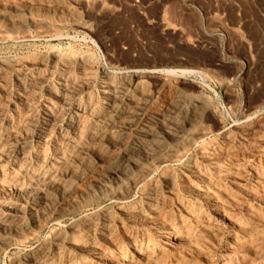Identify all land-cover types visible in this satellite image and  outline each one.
Masks as SVG:
<instances>
[{"label":"rangeland","instance_id":"obj_1","mask_svg":"<svg viewBox=\"0 0 264 264\" xmlns=\"http://www.w3.org/2000/svg\"><path fill=\"white\" fill-rule=\"evenodd\" d=\"M0 29V64L3 68L0 72L3 77H0V144L6 148L4 159L0 160V217L13 220L12 223L17 220L14 224L22 226L18 228L20 231L17 228L15 231L13 228H5L3 232L0 230V238L4 237L8 242V246L0 251V264H31L30 260L38 249L39 252L43 251L40 254L44 255L45 261H51L57 256L55 264H65L66 258H69L70 264H111L112 261H105L110 259L108 255L111 254L112 260L120 259L124 254L128 257L136 253V247L144 241L167 249L164 255L166 264L177 261H183V264L228 263L225 259L228 258L226 254L231 246L230 241L239 233V227H235L233 222L244 223L251 217V213L264 221V198L261 195V185L264 184V0H0ZM6 63L8 65H4ZM121 78L131 81L124 93H119L116 87ZM63 85L72 86L76 92L74 104L67 107L70 115H74L79 107V110L89 108V116H83L85 120L80 118L83 120L76 132L66 135L61 132L43 139L38 138L43 114L59 108L57 97ZM114 96L116 105L121 103L122 107L128 109L134 106L130 108L132 114L137 109V101L138 107L143 110V119L139 126L127 132L126 138L123 136V139H119L120 143L110 151L93 144L90 138L94 130L97 132L104 127L103 114L106 107L114 101ZM192 110H195L200 119L195 116L196 122L190 133L199 134L200 138L192 141L193 143L190 141L191 143L180 144L182 147L177 157L168 161L164 168L152 166L153 173L144 178L136 190L123 188L116 191L117 188L108 185L109 189L106 187L104 190L88 191L87 183H80L72 202L68 201L66 206L63 205L65 208L62 205L57 207L52 211L51 217L47 216L48 210L36 207L31 195L37 191H47V197L55 201V191L48 188L45 176L50 174L48 171L53 170L54 173L51 174L54 177H61L60 174L63 175L64 170L67 171L72 164L76 147L81 145L86 150H102L99 153L103 156L100 169L106 171L120 161L134 139H139L140 135L142 138L144 125L156 127V130L161 126L165 130L160 132V128L158 133L161 137L158 135L159 137L149 140L148 144L151 141H154L151 142L152 145H157L159 141L160 144H169L168 139L175 131L174 127L183 123V118L178 117L177 113L184 114ZM129 115L124 119L125 122L131 119ZM159 115L162 116V124L156 123ZM247 118L253 119V123L255 120V123L259 121L262 124L260 138L254 140L247 137L242 141L237 136L235 143H231L229 152L225 154L229 144L223 138V133L232 131L236 123ZM93 124H98V128ZM115 125L106 129V137L110 140V134L111 141L118 140L121 123ZM166 132L169 136L165 137L164 134L168 135ZM82 133L85 136L80 139ZM60 138L62 139L59 140ZM20 148L26 153L24 161L20 159ZM202 155L207 160L202 159ZM211 158H217L221 166L218 165L219 168L207 173V176L203 171ZM64 160L68 161H65L67 164L71 163L63 164ZM93 162L90 161L89 165L94 164ZM192 162L196 163L194 172L188 171ZM144 167L151 166L146 163ZM248 167L253 172L248 171ZM80 169L77 168L76 175L73 172L72 178L66 182L67 186L70 182L78 183L86 175L87 172ZM218 169H221L220 173H215L219 172ZM43 173L46 174L43 176ZM166 179L171 181L172 188L165 186ZM212 182L215 183L211 184ZM29 188L30 191H27ZM106 189L111 190L108 191L110 195L106 193ZM114 192L115 195H112ZM118 193L122 198H119ZM145 197L151 198V214L142 218V222L127 219L122 208L131 202L145 208ZM183 204L193 206V209L195 207L203 219L208 217L215 221L219 232L211 233L203 221H193L182 209ZM165 225L174 227L177 236L163 237L159 234V229H167ZM188 232L194 233H190V236ZM133 235L134 241L131 238ZM110 236L112 237L108 238ZM183 239L187 243L189 241V244L184 245L186 241L184 243ZM81 243L86 249L94 246L93 251H82L78 246ZM188 245L190 250L192 245L203 255L198 254L196 248H193V252L190 251ZM115 250L117 254L120 252L117 258L113 256ZM102 254L106 256L102 257ZM237 255L235 252L229 264L246 263L248 257ZM175 256L181 259L177 260ZM259 263L264 264V256Z\"/></svg>","mask_w":264,"mask_h":264},{"label":"bare ground","instance_id":"obj_2","mask_svg":"<svg viewBox=\"0 0 264 264\" xmlns=\"http://www.w3.org/2000/svg\"><path fill=\"white\" fill-rule=\"evenodd\" d=\"M12 2V1H11ZM19 2V1H18ZM23 2H25V1H23ZM11 4V3H10ZM22 5V4H21ZM25 5V4H24ZM36 6H38L37 8H39V5H36ZM15 7V6H14ZM28 7V6H27ZM43 7V6H42ZM51 7V6H50ZM55 7V6H54ZM3 8V7H2ZM1 8V9H2ZM45 8H47V7H45ZM32 9V8H31ZM27 12V11H26ZM28 13V12H27ZM42 13V12H41ZM46 13V12H45ZM23 14H24V12H23ZM44 14V13H43ZM34 15V14H33ZM42 15V14H41ZM30 16V15H29ZM7 17V16H6ZM36 17V16H35ZM59 17V16H58ZM57 17V18H58ZM60 18V17H59ZM62 18V17H61ZM60 18V19H61ZM30 19V18H29ZM35 19V18H34ZM46 19V18H45ZM52 19V18H51ZM38 20V19H37ZM47 20V19H46ZM55 20V19H54ZM32 21V20H31ZM45 21V20H44ZM17 22V21H16ZM22 22V21H21ZM41 22V21H40ZM15 23V22H14ZM33 23V22H32ZM65 23V22H64ZM8 24V23H7ZM39 24V23H38ZM28 25V24H27ZM47 25V24H46ZM45 25V26H46ZM2 26V25H1ZM23 26V25H22ZM37 26V25H36ZM21 29V28H20ZM1 30V29H0ZM3 30V29H2ZM9 30V29H8ZM7 30V31H8ZM36 30H38V29H36ZM6 31V32H7ZM26 31V30H25ZM4 32V31H3ZM11 32H13V31H11ZM37 33V32H36ZM10 34V33H9ZM12 34V33H11ZM27 34V33H26ZM8 35V34H7ZM6 35V36H7ZM1 36V35H0ZM4 36V35H3ZM5 36V37H6ZM9 36V35H8ZM7 36V37H8ZM10 36H12V35H10ZM22 37V36H21ZM25 37V36H24ZM23 37V38H24ZM54 38H56V37H54ZM58 38V37H57ZM8 40V39H7ZM57 50V49H56ZM55 51V50H54ZM57 52H59V51H57ZM53 53V52H52ZM55 54V53H54ZM56 55V54H55ZM52 56V55H51ZM44 57V56H43ZM54 58V57H53ZM81 58V57H80ZM84 58V57H83ZM90 61V60H89ZM24 62V61H23ZM11 63V62H10ZM40 63V62H39ZM111 63V62H110ZM3 64V63H2ZM45 64V63H44ZM52 64V63H51ZM1 65V64H0ZM4 65H8L7 63L6 64H4ZM14 65V64H13ZM54 65V64H53ZM84 65V64H83ZM90 65V64H89ZM15 66V65H14ZM27 66V65H26ZM31 66V65H30ZM41 66V65H40ZM43 66V65H42ZM92 66V65H91ZM2 67V65L0 66V72H2L1 71V69L3 70V68H1ZM12 67V66H11ZM90 67V66H89ZM14 69V68H13ZM23 69V68H22ZM91 69H92V67H91ZM7 70V69H6ZM8 70H10V69H8ZM78 71V70H77ZM10 72H11V70H10ZM67 72V71H66ZM170 72V71H169ZM186 72V71H185ZM9 73V72H8ZM24 73V72H23ZM92 73V72H91ZM94 73V72H93ZM189 73H193V72H189ZM1 74V73H0ZM6 74V73H5ZM39 74V73H38ZM83 74V73H82ZM2 75H4L3 73H2ZM56 75V74H55ZM5 76V75H4ZM46 76V75H45ZM0 77H2V76H0ZM7 77V76H6ZM3 78V77H2ZM28 78V77H27ZM94 79V78H93ZM0 80H1V78H0ZM7 80V79H6ZM129 80V79H128ZM127 79H124V78H121L120 80H119V83L117 84V91L119 92V93H124L128 88H129V86L131 85V81H128ZM2 81H3V79H2ZM140 81V80H139ZM20 82V81H19ZM77 83V82H76ZM104 83V82H103ZM152 83V82H151ZM158 84V83H157ZM166 84V83H165ZM169 84V83H168ZM71 85H72V83H71ZM92 85V84H91ZM110 85V84H109ZM134 85V84H133ZM146 85V84H145ZM144 85V86H145ZM75 86V85H74ZM148 86V85H147ZM97 87V86H96ZM111 87H113V86H111ZM18 88V87H17ZM37 88V87H36ZM80 88V87H79ZM114 88V87H113ZM140 88V87H139ZM60 89V88H59ZM86 89V88H85ZM111 89V88H110ZM111 90H113V89H111ZM154 90V89H153ZM22 91V90H21ZM77 91V90H76ZM81 91V90H80ZM148 91V90H147ZM178 91V90H177ZM4 92V91H3ZM77 92H79V91H77ZM111 92V91H110ZM15 93V92H14ZM75 90H73V87L71 86V87H68V86H66V85H63L62 86V90H61V92L59 93V95H58V100H59V108H58V110H56V111H52V112H47V113H45V114H43V116H42V118H41V130H40V134H39V136H38V138L40 137V138H45V137H49L50 135H53V134H57V133H61V132H65L64 134L66 135V133H69V132H76L77 130H78V127H81V125H80V123L82 122L81 120H83L84 119V117H85V115L87 114V113H89L88 112V110H89V108H88V110H87V108H83V110H79L78 108H76V110H75V113H74V115H70V113H69V111H68V108L67 107H69V106H71V104L73 103V101H74V97H75ZM113 93V92H112ZM117 93V92H116ZM177 93V92H176ZM32 94V93H31ZM118 94V93H117ZM116 94V95H117ZM9 95V94H8ZM108 95V94H107ZM113 95V94H112ZM121 95V94H120ZM119 95V96H120ZM139 95V94H138ZM25 96V95H24ZM90 97V96H89ZM112 97V96H111ZM118 97V96H117ZM9 98V97H8ZM153 98V97H152ZM2 99H4V98H2ZM20 99V98H19ZM33 99V98H32ZM88 99V98H87ZM97 99V98H96ZM108 99V98H107ZM115 96H114V101H112V103H110L109 105H108V107H106V110H105V112H104V120H105V125H104V127L103 128H100L99 130H97V132L94 130V132H93V136H92V138H90L89 137V135L87 134V133H85V134H87V136H88V138H90V140L91 141H93V144H95V145H99V146H102V147H106L107 149H110V151H112L114 148H115V146L116 145H118V143H120L119 142V139L121 140V139H123V136L125 137V135L127 134V132L130 130V129H132L133 127H137V126H139V124L142 122V119H143V112H141V111H143V110H141V108H139L138 107V103H137V101L135 102V104L137 105V109H135L134 110V112H133V114H132V112H131V110H130V108H134V106H132V107H130L129 109H128V107L127 108H124V107H122L121 105V103H119V104H117L116 105V103H115ZM131 99V98H130ZM51 100V99H50ZM56 100V99H55ZM109 100H111V99H109ZM118 100V99H117ZM126 100H127V98H126ZM172 100V99H171ZM119 101V100H118ZM134 101V100H133ZM138 101H139V99H138ZM145 101V100H144ZM188 101V100H187ZM27 102V101H26ZM179 102L180 103H182V101H180L179 100ZM48 103V102H47ZM129 103H131V102H129ZM74 104V103H73ZM144 105H145V103H143ZM167 104V103H166ZM1 105V104H0ZM57 105V104H56ZM134 105V104H133ZM169 105V104H168ZM46 106V105H45ZM75 106V105H74ZM130 106V105H129ZM139 106H141V105H139ZM170 106V105H169ZM181 106V105H180ZM87 107V106H86ZM98 107V106H97ZM177 107H179V106H177ZM190 107V106H189ZM3 108V107H2ZM43 108V107H42ZM45 108V107H44ZM179 108H181V107H179ZM178 108V109H179ZM29 109V108H28ZM53 109V108H52ZM144 109V108H143ZM150 109V108H149ZM48 111V110H47ZM172 111V110H171ZM177 111V110H176ZM197 111H199V110H197ZM91 112H92V110H91ZM91 112H90V114H91ZM162 112V111H161ZM185 112V111H184ZM3 113V112H2ZM103 113V112H102ZM101 113V114H102ZM163 113H165V112H163ZM172 113H174V112H172ZM171 113V114H172ZM181 112H178L177 113V116L178 117H182L183 118V123H181V124H179L180 126L179 127H174V129H175V131L174 130H172V128L171 127H169V128H171L170 130H172V131H174L173 133H171L170 134V136H169V134L168 135H166V134H164L163 136H169V139H168V141H169V144H160L159 142L158 143H156L157 145H152L151 144V142L148 144V141L149 140H152V139H155V138H157V137H159L160 136V133H158L159 131L161 132V130H162V132H165V130L160 126V130L159 129H157L156 130V127L155 128H152L151 126H148V125H144L143 127H145V129L143 130V136H142V138H141V133L139 134L140 135V137H139V139H134V141L131 143V146L129 147V149L127 150V151H125L124 153H123V155H122V157L120 158V161L118 162V163H116V164H114L112 167H110L108 170H106V171H103V170H101L100 169V167H101V164H102V161H103V156H101V154L99 155V153H100V151H102V150H100L99 152L98 151H96V150H98V149H96V150H94V149H92V148H90V150L88 149V150H86V149H83V147L80 145V146H78V147H76V149L74 150L75 151V153L73 152V155H75V157H74V159H72V164L70 165V166H68L67 168V171H65L64 170V174L62 175V174H60L61 175V177H58L59 175H57V177L55 176H53L52 174H51V172L53 171H48L50 174H48V175H46L45 176V178L47 179V182H48V184L47 183H45V185L47 184L48 185V188L50 187V190H51V188H52V191L54 190L55 191V194H56V197H55V201H51L50 200V198H49V196L47 197V195H46V192H41L40 190V192H38L37 190V193H34V194H30L31 195V197H32V200L36 203V207H38V208H42L41 210H43V209H45V210H48V213H47V216H49V217H51V214H52V211H54V210H56V208L57 207H59V206H61L62 205V207H64L63 205H65L68 201H71L73 198H75L74 196H76V194H77V190H78V188H80V187H78V185L80 184V183H87V185H88V187H86V189H88V191L89 190H97L98 191V189H101V190H104V188H106L108 185H109V187H111V186H114L115 187V189L117 188V190L116 191H118L119 189L121 190V189H126V190H129V191H133V190H136L139 186H140V184H141V182H142V180L144 179V178H148V176H150L152 173H153V171H152V166H163V168H164V166L166 165V164H168L167 162L168 161H170L171 159H173V158H176L177 157V154H178V152H179V150L181 149V147L182 146H180V144H183V143H188V142H192V141H194V140H196V139H198V138H200L199 137V134H194V135H192L191 133H190V131H191V128L194 126V124H195V122H196V117L198 116H196V112H195V110H192V111H190V112H185L184 114H180ZM98 114V113H97ZM130 114V115H129ZM171 114H170V116H171ZM88 116H89V114H87ZM86 115V116H87ZM127 115H129V116H131V119L129 120V121H127V122H125L124 121V119L127 117ZM164 115V114H163ZM174 115V114H173ZM208 115V114H207ZM84 116V117H83ZM93 116V115H92ZM98 116V115H97ZM101 116V115H100ZM101 116V117H102ZM196 116V117H195ZM255 116V115H254ZM81 117H83V119H81L80 120V118ZM156 117V116H155ZM98 118H100V117H98ZM98 118H96V119H98ZM176 118V117H175ZM197 118H199V116L197 117ZM261 118V117H260ZM95 119V120H96ZM102 119V118H101ZM156 119V118H155ZM178 119V118H177ZM180 119V118H179ZM200 119V118H199ZM251 119V118H250ZM85 120V119H84ZM99 120V119H98ZM157 120V121H156ZM155 121H156V123L157 122H162L161 120H162V116H158L157 117V119H156ZM171 120V119H170ZM253 120V119H252ZM252 120H249L248 118H247V120H245V121H243V122H241V123H236L234 126H233V129H232V131H225L224 133H223V138L225 139V141L229 144L228 146H227V149L224 151V153L226 154V153H228L229 152V148L231 147V143H233L234 141H236V137L237 136H239V138L240 139H242V141H243V138H247L248 137V139L249 138H251V139H256V138H260V136H261V134H262V131H263V129H262V124H264V122H263V120H262V124H259V121H258V123L256 122L255 123V120H254V123L252 122ZM33 121V120H32ZM97 121V120H96ZM148 121V120H147ZM150 121V120H149ZM154 121V122H155ZM167 121V120H166ZM98 122V121H97ZM144 122V121H143ZM170 122V121H169ZM4 123V122H3ZM11 123V122H10ZM95 123V122H94ZM99 123H101V121H99ZM115 123H121V125H119L120 127L118 128L119 129V131H118V137H117V139L118 140H115V141H111V135L110 134H108L109 135V138H110V140L106 137V133H107V130L106 129H108L110 126H114L115 125ZM152 123V122H151ZM163 123V122H162ZM161 123V124H162ZM168 123V122H167ZM172 122H170V124H171ZM199 123V122H198ZM261 123V122H260ZM22 124V123H21ZM27 124V123H26ZM25 124V125H26ZM29 124V123H28ZM82 124H84V121H83V123ZM149 124V123H148ZM152 124H154V123H152ZM151 124V125H152ZM176 124V123H175ZM197 124V123H196ZM4 125V124H3ZM24 125V126H25ZM93 125H95V124H93ZM98 124H96L95 125V127H97L98 128V126H97ZM150 125V124H149ZM155 125V124H154ZM160 125V124H159ZM164 125V124H163ZM166 125H168V124H166ZM21 126V125H20ZM23 126V127H24ZM103 126V125H102ZM116 126V125H115ZM155 126H158V124L157 125H155ZM165 126V125H164ZM170 126V125H169ZM174 126V125H173ZM177 126H178V124H177ZM13 127V126H12ZM204 127H206V126H204ZM21 128V127H20ZM89 128H90V126H89ZM94 128V127H93ZM113 128V127H112ZM168 128V127H167ZM168 128V129H169ZM194 128V127H193ZM25 130V129H24ZM140 130V129H139ZM159 130V131H158ZM21 131H23L22 129H21ZM25 131H27V127H26V130ZM90 131V130H89ZM92 131V130H91ZM90 131V132H91ZM113 131V130H112ZM111 131V132H112ZM116 131V130H115ZM168 132H169V130H167ZM10 132V131H9ZM82 132V131H81ZM80 132V133H81ZM109 132V131H108ZM114 132V131H113ZM140 132H141V130H140ZM205 132V131H204ZM25 133V132H24ZM114 133H117V132H114ZM175 133V134H174ZM18 134V133H17ZM63 134V135H64ZM76 134V133H75ZM83 134L84 133H82V135L80 136V139H81V137L83 136ZM90 134H92V133H90ZM208 134H209V132H208ZM38 135V134H37ZM79 134H78V132H77V134H76V136H78ZM159 135V136H158ZM200 135H201V133H200ZM7 136V135H6ZM18 136V135H17ZM20 136V135H19ZM85 136V135H84ZM83 136V137H84ZM113 136V135H112ZM5 137V136H4ZM64 137V136H63ZM161 137V136H160ZM201 137H203L202 135H201ZM37 138V139H38ZM79 138V137H78ZM126 138V137H125ZM1 139H3V138H1ZM62 138H60L59 140H61ZM84 139V138H83ZM263 139V138H262ZM17 140V139H16ZM40 140V139H39ZM66 140V139H65ZM77 140V139H76ZM79 140V139H78ZM114 140V139H113ZM71 141V140H70ZM82 141V140H81ZM157 141V140H156ZM253 141V140H252ZM264 141V140H263ZM6 142V141H5ZM44 142V141H43ZM83 142V141H82ZM86 142V141H85ZM84 142V143H85ZM154 142V141H153ZM152 142V143H153ZM190 142V143H191ZM201 142V141H200ZM42 143V142H41ZM47 143V142H46ZM79 143H80V141H79ZM193 143V142H192ZM235 143V142H234ZM258 143H259V141H258ZM124 144V143H123ZM240 144V143H239ZM256 144V143H255ZM260 144V143H259ZM47 145V144H46ZM60 145V144H59ZM78 144H76V146H77ZM194 145H195V143H194ZM11 146V145H10ZM61 146V145H60ZM59 146V147H60ZM94 146V145H93ZM92 146V147H93ZM5 146L2 144H0V160L3 158L4 159V156H5V149L6 148H4ZM12 147V146H11ZM22 147V146H21ZM86 147V146H85ZM121 147V146H120ZM247 147H248V145H247ZM253 147V146H252ZM255 147V146H254ZM257 147V146H256ZM57 148V147H56ZM94 148V147H93ZM237 148V147H236ZM244 148V147H243ZM58 149V148H57ZM74 149V148H73ZM210 149H212V148H210ZM251 149V148H250ZM19 150V149H18ZM44 150H45V148H44ZM58 150H60V149H58ZM71 150V149H70ZM120 150V149H119ZM183 150V149H182ZM224 150V149H223ZM38 151V150H37ZM52 151V150H51ZM107 151V150H106ZM186 151V150H185ZM238 151V150H237ZM184 152V151H183ZM223 152V151H222ZM260 152V151H259ZM43 153V152H42ZM66 153V152H65ZM65 153H64V155H65ZM185 153V152H184ZM232 153V152H231ZM32 154V153H31ZM49 154V153H48ZM58 154V153H57ZM60 154V153H59ZM61 154H63V152H61ZM19 155H20V159L21 160H23L24 161V159H26V153H25V150L24 149H22V148H20V150H19ZM27 155H28V153H27ZM105 156V155H104ZM113 156V155H112ZM223 156V155H222ZM242 156V155H241ZM106 157V156H105ZM116 157V156H115ZM45 158V157H44ZM67 158V157H66ZM184 158V157H183ZM201 158L202 159H204L205 158V156L204 155H202L201 156ZM223 158V157H222ZM256 158V157H255ZM262 158V157H261ZM71 159V158H70ZM206 159V158H205ZM233 159V158H232ZM231 159V160H232ZM238 159V158H237ZM242 159V158H241ZM246 159V158H245ZM41 160V159H40ZM52 160V159H51ZM68 160V159H67ZM179 160V159H178ZM190 160V159H189ZM207 160V159H206ZM234 160V159H233ZM247 160V159H246ZM249 160V159H248ZM259 160V159H258ZM30 161V160H29ZM54 161V160H53ZM66 160H64V163L63 164H65L66 162H68V161H66ZM71 161V160H70ZM92 162V161H94L93 163L94 164H91V165H89V162ZM208 161H209V164H208V167H206L205 168V170L203 171V173H204V175H207V173H210V172H214V170L216 169L217 170V168H219V167H217L218 165H220V164H218V159L217 158H211V159H208ZM221 161H222V159H221ZM224 161V160H223ZM236 161V160H235ZM242 161V160H241ZM43 162V161H42ZM247 162V161H246ZM36 163V162H35ZM71 163V162H70ZM70 163H68V164H70ZM146 163H148L151 167H144L145 166V164ZM151 163V164H150ZM229 163V162H228ZM236 163V162H235ZM240 163V162H239ZM11 164V163H10ZM67 163H66V165H68ZM222 164H223V162H222ZM238 164V163H237ZM236 164V165H237ZM241 164V163H240ZM47 166V165H46ZM45 166V167H46ZM190 166V169L188 170V171H192L193 170V172L195 171V166H196V163L195 162H192L191 163V165H189ZM188 166V167H189ZM202 166V165H201ZM221 166V165H220ZM13 167V166H12ZM52 167V166H51ZM63 167V166H62ZM61 167V168H62ZM178 167H179V165H178ZM236 167V166H235ZM259 167V166H258ZM264 167V166H263ZM50 168V167H49ZM65 168V167H64ZM63 168V169H64ZM77 168H81V169H84V171H86L87 173H85V172H83V173H85L86 175H83L80 179H79V181H78V183L76 182H74L73 184H68V186L66 185V182H68V180H70V178H72V174H73V172H74V174H75V171L77 170ZM87 168H89L88 170H85V169H87ZM170 168V167H169ZM237 168V167H236ZM242 168V167H241ZM56 169V168H55ZM80 169V171H82ZM238 169H240V168H238ZM261 169H262V167H261ZM264 169V168H263ZM25 170V169H24ZM49 170V169H48ZM57 170H59V169H57ZM56 170V171H57ZM60 170H62V169H60ZM223 170V169H222ZM241 170V169H240ZM248 171H252L253 172V170H251V169H249V167H248V169H247ZM80 171H78V172H80ZM160 171V170H159ZM170 171V170H169ZM218 171H219V169H218ZM220 171H221V169H220ZM220 171L219 172H215V173H220ZM237 171V170H236ZM259 171H260V169H259ZM6 172V171H5ZM13 172V171H12ZM16 172V171H15ZM42 172H44L43 170H42ZM46 172V171H45ZM62 172V171H61ZM235 172V171H234ZM239 172V171H238ZM243 172V170L241 171V173ZM52 173H54V172H52ZM196 173V172H195ZM199 173V172H198ZM256 173V172H255ZM15 174V173H14ZM40 174V173H39ZM46 173H43V174H41V175H45ZM173 174V173H172ZM179 174V173H178ZM213 174V173H212ZM231 174V173H230ZM236 174V173H235ZM243 174V173H242ZM259 174V173H258ZM76 175V174H75ZM168 175V174H167ZM201 175V174H200ZM215 175H217V174H215ZM222 175V174H221ZM2 176V175H1ZM38 176V175H37ZM43 176H41V177H43ZM171 176V175H170ZM169 176V177H170ZM208 176V175H207ZM218 176V175H217ZM237 176V175H236ZM27 177V176H26ZM78 177H80V176H78ZM168 177V178H169ZM203 177V176H202ZM214 177H216V176H214ZM214 177H212V178H214ZM223 177V176H222ZM256 177V176H255ZM9 178V177H8ZM39 178V177H38ZM44 178V179H45ZM211 178V179H212ZM221 178V177H220ZM242 178V177H241ZM261 178V177H260ZM33 179V178H32ZM42 179V178H41ZM76 179H78V178H76ZM235 179V178H234ZM243 179V178H242ZM257 179V178H256ZM12 180V179H11ZM28 180V179H27ZM39 179H37V181H38ZM199 180V179H198ZM240 180V179H239ZM259 180V179H258ZM261 180V179H260ZM264 180V179H263ZM36 181V182H37ZM144 181V180H143ZM153 181V180H152ZM207 181V180H206ZM213 181H215V179L213 180ZM220 181V180H219ZM224 181V180H223ZM254 181V180H253ZM30 182V181H29ZM211 182V181H210ZM216 182V181H215ZM215 182H212L211 184H214ZM31 184H32V182H30ZM39 183V182H38ZM217 183V182H216ZM228 183V182H227ZM257 183V182H256ZM30 184V185H31ZM259 184V183H258ZM2 185V184H1ZM4 185H5V183H4ZM43 186H45L44 184H42ZM111 185V186H110ZM220 185V184H219ZM256 185V184H255ZM6 186H8V185H6ZM19 186V185H18ZM160 186V185H159ZM165 186L167 187V188H172L171 187V181L169 180V179H166V181H165ZM183 186V185H182ZM224 186V185H223ZM240 186V185H239ZM14 187V186H13ZM35 187V186H34ZM40 187V186H39ZM85 187V186H84ZM245 187V186H244ZM255 187H257V186H255ZM261 187H262V190H261V192H262V196H263V198H264V184L262 183V185H261ZM26 188V187H25ZM33 188V187H32ZM37 188V187H36ZM108 188V187H107ZM142 188V187H141ZM238 188V187H237ZM241 188H242V186H241ZM252 188V187H251ZM3 189V188H2ZM19 189V188H18ZM23 189V188H22ZM82 189V188H81ZM109 189V188H108ZM108 189H106V193H108V191H110L111 192V190H108ZM157 189V188H156ZM218 189V188H217ZM228 189V188H227ZM250 189V188H249ZM254 189V188H253ZM257 189V188H256ZM259 189V188H258ZM17 190V189H16ZM27 190V189H26ZM25 190V191H26ZM33 190V189H32ZM153 190L155 191V188H153ZM153 190H151V191H153ZM193 190V189H192ZM196 190H198V189H196ZM1 191V190H0ZM6 191V190H5ZM27 191H30V188L27 190ZM79 191V190H78ZM87 191V190H86ZM85 191V192H86ZM100 191V190H99ZM115 191V190H114ZM129 191H127V192H129ZM150 191V190H149ZM173 191V190H172ZM182 191H185V190H182ZM216 191V190H215ZM222 191V190H221ZM14 192H15V190H14ZM19 193H20V191H18ZM51 192V191H50ZM102 192H104V191H102ZM197 192V191H196ZM209 192V191H208ZM229 192V191H228ZM240 192V191H239ZM260 192V193H261ZM24 193V192H23ZM28 193H30V192H28ZM48 193V192H47ZM96 193V192H95ZM117 193V192H116ZM149 193V192H148ZM152 193V192H151ZM224 193V192H223ZM252 193V192H251ZM259 193V194H260ZM15 194H16V192H15ZM21 194V193H20ZM24 194H26V193H24ZM49 194V193H48ZM88 194V193H87ZM86 194V195H87ZM109 194V193H108ZM119 194V193H118ZM153 194V193H152ZM234 194V193H233ZM242 194V193H241ZM5 195V194H4ZM104 195V194H103ZM110 195V194H109ZM112 195H115V192L112 194ZM136 195V194H135ZM154 195V194H153ZM244 195H245V193H244ZM247 195V194H246ZM250 195V194H249ZM260 195V196H261ZM19 196V195H18ZM118 196V195H117ZM119 196H120V194H119ZM177 196V195H176ZM229 196V195H228ZM261 196V197H262ZM7 197V196H6ZM23 197V196H22ZM87 197V196H86ZM94 197V196H93ZM92 197V198H93ZM104 197V196H103ZM107 197V196H106ZM112 197V196H111ZM150 197H152V196H150ZM150 197H145V198H147L146 199V206H145V208H142L141 206H139L137 203H130V204H127L124 208H122V213L124 214V216L127 218V219H129V220H134L133 222H137L138 220H141L142 218H147V214L148 213H150L151 214V212H150V210H151V208H150V206H151V203H152V201H151V198ZM217 197V196H216ZM224 197V196H223ZM254 197V196H253ZM257 197H259V196H257ZM24 198V197H23ZM30 198V197H29ZM97 198V197H96ZM113 198H114V196H113ZM119 198H122L121 196L119 197ZM118 198V199H119ZM153 198V197H152ZM222 198V197H221ZM239 198V197H238ZM54 199V198H53ZM97 199H99V198H97ZM224 199V198H223ZM228 199V198H227ZM260 199V198H259ZM75 200V199H74ZM79 200H82V199H79ZM90 200V199H89ZM199 200V199H198ZM213 200V199H212ZM217 200V199H216ZM244 200V199H243ZM263 200V199H262ZM85 201V200H84ZM116 201V200H115ZM160 201V200H159ZM218 201V200H217ZM257 201H258V199H257ZM27 202V201H26ZM72 202V201H71ZM233 202V201H232ZM231 202V203H232ZM259 202V201H258ZM69 203V202H68ZM158 203V202H157ZM219 204H220V202H218ZM240 203V202H239ZM263 203V202H262ZM75 204V203H74ZM178 204V203H177ZM247 204V203H246ZM67 205V204H66ZM65 205V206H66ZM84 205V204H83ZM87 205V204H86ZM192 205V204H191ZM222 205V204H221ZM248 205V204H247ZM24 206V205H23ZM232 206V205H231ZM68 207H69V205H68ZM79 207V206H78ZM179 207V206H178ZM181 207H182V209L184 210V211H186L189 215V217L193 220V221H195L196 222V220H200V221H203L204 222V224H205V226H206V229L207 230H209V231H211V233H214V232H219V231H217V224L215 223V221H211L210 219H208V217L207 218H205V219H203L202 217H200L199 216V213H198V211H197V209L194 207V209L192 208V207H190V206H185L184 204L183 205H181ZM216 207V206H215ZM227 207V206H226ZM230 207V206H229ZM4 208V207H3ZM65 208V207H64ZM200 208V207H199ZM212 208V207H211ZM247 208V207H246ZM39 209V210H40ZM228 209V208H227ZM1 210V209H0ZM38 210V211H39ZM60 211H61V209H59ZM181 210V209H180ZM219 210V209H218ZM246 210V209H245ZM19 211V210H18ZM30 211V210H29ZM156 211V210H155ZM247 211H249V210H247ZM251 211V210H250ZM1 212V211H0ZM44 212V211H43ZM56 212V211H55ZM121 212V211H120ZM217 212V211H216ZM220 212V211H219ZM252 212H253V210H252ZM45 214H46V212H44ZM58 213V212H57ZM83 213V212H82ZM152 213H154V211L152 212ZM186 213V214H187ZM255 213V212H254ZM38 214V213H37ZM43 214V213H42ZM122 214V215H123ZM212 214V213H211ZM249 214V213H248ZM257 214V213H256ZM259 214V213H258ZM35 215V214H34ZM44 215V214H43ZM216 215V214H215ZM245 215V214H244ZM251 215V217H249L246 221H245V219H244V223L243 222H238V221H234V220H236V219H234L233 221V225L235 226V227H239V233L238 234H236V235H234L233 237H232V239H231V241H230V244H231V246H230V248H229V250H228V252H227V259H225V260H227V262L228 263H225V262H221V264H229V261H231V259H232V257H234L233 255L235 254V252H236V254H238V255H240L241 257H248V259H247V261H245L246 263L245 264H261V263H259L260 261H261V259L263 260V256H264V221H263V219L261 218V217H259V216H256L255 214H250ZM249 215V216H250ZM261 215V214H260ZM1 216V215H0ZM53 216V215H52ZM146 216V217H145ZM217 216V215H216ZM218 216H220V215H218ZM248 216V215H247ZM4 217H6V216H4ZM58 217V216H57ZM166 217V216H165ZM173 217V216H172ZM178 217V216H177ZM232 217V216H231ZM263 217V216H262ZM42 218V217H41ZM55 218V217H54ZM217 218H219V217H217ZM220 218H222V217H220ZM36 219V218H35ZM127 219H125V220H127ZM166 219V218H165ZM223 219V218H222ZM137 220V221H136ZM143 220V219H142ZM142 220H141V222H142ZM171 220H172V218H171ZM232 220V219H231ZM12 221L13 220H8V218H1L0 217V230H2V232L4 231V229L5 228H7V229H12V230H14L15 231V229L17 228H19V226L20 227H22L21 225H19V224H14L16 221H14V223H12ZM164 221V220H163ZM218 221V220H217ZM19 222V221H18ZM174 222V221H173ZM173 222H172V225H173ZM177 222H179L178 221V218H177ZM187 222V221H186ZM20 223V222H19ZM38 223V222H37ZM36 223V224H37ZM116 223V222H115ZM132 223V222H131ZM152 223V222H151ZM162 223H164V222H162ZM166 223V222H165ZM185 223V222H184ZM231 223H232V221H231ZM117 224V223H116ZM134 224V223H133ZM136 224V223H135ZM138 224V223H137ZM143 224V223H142ZM148 224V223H147ZM187 224V223H186ZM195 224V223H194ZM194 224H193V226H194ZM197 224H198V222H197ZM39 225V224H38ZM200 225V224H199ZM232 225V226H233ZM154 226V225H153ZM157 226V225H156ZM162 226V225H161ZM166 226V225H165ZM37 227V226H36ZM71 227V226H70ZM159 228H160V226H158ZM167 227V229H163V230H161V229H159V234L161 233V235L163 236V237H168L169 235H172V236H177V234H176V231L177 230H175L174 229V227H170V225H169V227H168V225L166 226ZM186 227V226H185ZM189 227V226H188ZM162 228V227H161ZM163 228H164V225H163ZM187 228V227H186ZM204 228V227H203ZM224 228V227H223ZM234 228V227H233ZM236 228V229H237ZM183 229V228H182ZM189 229V228H188ZM197 229V228H196ZM202 229V228H201ZM206 229H203L204 231L206 230ZM19 231H20V229H18ZM59 230V229H58ZM78 230V229H77ZM112 230V229H111ZM184 230V229H183ZM190 230H191V228H190ZM194 230V229H193ZM192 230V231H193ZM7 231V230H6ZM24 231V230H23ZM188 231V230H187ZM196 231V230H195ZM208 231V232H209ZM16 232H17V234H18V231L16 230ZM133 232V231H132ZM205 232H207V231H205ZM109 233V232H108ZM125 233V232H124ZM136 233V232H135ZM155 233H158V232H155ZM183 233V232H182ZM189 233V232H188ZM191 233V232H190ZM189 233V234H190ZM192 233H194V232H192ZM191 233V234H192ZM200 233V232H199ZM202 233V232H201ZM210 233V232H209ZM207 234V235H209L210 236V234ZM25 234V233H24ZM63 234V233H62ZM77 234V233H76ZM191 234H190V236H191ZM196 234V233H195ZM219 234V233H218ZM234 234V233H233ZM184 235H185V233H184ZM199 235V234H198ZM217 235V234H216ZM32 236V235H31ZM107 236V235H106ZM130 236V235H129ZM134 236V235H133ZM183 236V235H182ZM197 236V235H196ZM213 236V235H212ZM211 236V237H212ZM63 237V236H62ZM104 237V236H103ZM112 236H110V237H108V238H111ZM125 237V236H124ZM138 237V236H137ZM139 237H141V236H139ZM192 237H194L195 238V236L193 235ZM26 238V237H25ZM24 238V240H26ZM91 238V237H90ZM132 239H133V241L135 240L134 238H135V236L134 237H131ZM197 238V237H196ZM19 239V238H18ZM31 239V238H30ZM138 239V238H137ZM172 239V238H171ZM179 239H181V238H179ZM178 239V240H179ZM189 239V238H188ZM15 240V239H14ZM60 240V239H59ZM109 239H107V241H108ZM130 240V239H129ZM166 240V239H165ZM169 240V239H168ZM184 240V239H183ZM190 240V239H189ZM197 240V239H196ZM200 240V239H199ZM217 240V239H216ZM90 241V240H89ZM131 241V240H130ZM140 241V240H139ZM144 241V240H143ZM170 241V240H169ZM185 241L186 240H184L183 242L185 243ZM194 241H195V239H194ZM193 241V242H194ZM16 242V241H15ZM28 242V241H27ZM27 242H25V243H27ZM58 242V241H57ZM151 242V241H150ZM175 242H177V241H175ZM182 242V241H181ZM180 242V243H181ZM197 242V241H196ZM11 243V242H10ZM112 243V242H111ZM133 243V242H132ZM138 243V242H137ZM8 244V242L7 241H5L4 240V237H2V238H0V251L1 250H3L6 246H8L7 245ZM96 244V243H95ZM163 244V243H162ZM182 244V243H181ZM186 244H189V241H188V243H187V241H186V243L184 244V245H186ZM192 244V243H191ZM70 245V244H69ZM78 245V244H77ZM83 244L81 243L80 245H78L81 249H82V251H83V249H86V247L85 246H82ZM85 245V244H84ZM93 245V244H92ZM133 245V244H132ZM172 245V244H171ZM177 245V244H176ZM178 245H179V241H178ZM194 245V244H193ZM197 245V244H196ZM74 246V245H73ZM76 246V245H75ZM77 246V247H78ZM96 246V245H95ZM114 246V245H113ZM134 247L136 246V242L134 243V245H133ZM175 246V245H174ZM10 247V246H9ZM94 247V246H93ZM93 247H89L88 249H86V251H88L89 250V253L91 252L90 250H92L93 251ZM115 247H116V245H115ZM129 247V246H128ZM130 247H131V245H130ZM167 248H168V246H166ZM47 248V247H46ZM119 248H121V247H119ZM126 248V247H125ZM124 248V249H125ZM173 248H175V247H173ZM173 248H171L170 247V249H173ZM181 248V247H180ZM191 248H192V250H190L189 249V245H188V249L190 250V251H192L193 252V248H194V250H195V248L196 247H193L192 245H191ZM228 248V247H227ZM36 249V248H35ZM114 249V248H113ZM113 249L110 251V252H112L113 251ZM116 249V248H115ZM122 249V248H121ZM123 249V250H124ZM132 249H133V247H132ZM137 249H138V251H137ZM169 249V248H168ZM186 249H187V247H186ZM187 249V250H188ZM76 250V249H75ZM96 250H99V249H96ZM167 249L164 247V246H154V245H152L151 243H149L148 241L145 243V241H144V243L143 242H140V244L136 247V249H135V251H136V253H133V254H135V255H133V254H131V255H129L128 257H127V255H125L124 254V256L122 255V257H120V259H115L114 257H116L117 258V256H118V254L120 253H116V250H115V252H113V258H114V260H112L111 259V254L110 255H108L109 257H110V259L108 260V259H105V261L107 260L108 262L109 261H112V263H114V264H166V261H165V259H164V255L166 254V251ZM188 250V251H189ZM196 250H197V248H196ZM202 250V249H201ZM85 251V250H84ZM85 251V252H86ZM119 251V250H118ZM117 251V252H118ZM180 251H182L181 249H180ZM198 251V250H197ZM196 251V252H197ZM41 252V251H40ZM40 252H39V249L38 250H36L35 252H34V256H33V258H31L32 260H30V262H31V264H55V259L57 258V256H56V258L55 259H52L51 261H45V259H44V255H42V254H40ZM43 252V251H42ZM41 252V253H42ZM99 252V251H98ZM122 252V251H121ZM127 252V251H126ZM179 252V251H178ZM196 252H194V253H196ZM199 252V251H198ZM88 253V252H87ZM108 253V252H107ZM182 253V252H181ZM184 253H185V251H184ZM205 253V252H204ZM209 253V252H208ZM40 254V255H39ZM105 254V253H104ZM193 254V253H192ZM198 254H200V252L198 253ZM205 254H207V253H205ZM204 254V255H205ZM94 255V254H93ZM169 255H171V254H169ZM176 255V254H175ZM178 255H180V253H178ZM177 255V256H178ZM184 255V254H183ZM200 255H203L202 253L200 254ZM237 255V256H238ZM67 256V255H66ZM65 256V257H66ZM94 256H96V254L94 255ZM97 256H98V254H97ZM96 256V257H97ZM106 256V255H105ZM105 256H103V254H102V257H105ZM107 256V257H108ZM120 256H121V254H120ZM186 256V255H185ZM190 256V255H189ZM208 256V255H207ZM72 257V256H71ZM119 257V256H118ZM181 257H182V255H181ZM188 257V256H187ZM202 257V256H201ZM206 257V256H205ZM99 258H101V257H99ZM170 258V257H169ZM175 258H176V256H175ZM184 258V257H183ZM182 258V259H183ZM207 258V257H206ZM209 258V257H208ZM207 258V259H208ZM238 258V257H237ZM70 259H72V258H70ZM168 259V258H167ZM172 259V258H171ZM177 259V258H176ZM178 259H181V258H178ZM177 259V260H178ZM207 259H205V260H207ZM239 259V258H238ZM57 260V259H56ZM173 260V259H172ZM187 260V259H186ZM209 260V259H208ZM243 260V259H242ZM103 261H104V259H103ZM57 262V261H56ZM63 262V261H62ZM64 262H65V264H70V260H69V258H66L65 260H64ZM101 262H102V260H101ZM183 261H181L180 263H179V261H177V262H174V263H168V264H183L182 263ZM243 262V261H242ZM2 263V262H1ZM104 263V262H103ZM107 263V262H106ZM105 263V264H106ZM111 263V264H112ZM186 263V262H185ZM184 263V264H185ZM193 263V262H192ZM75 264V263H74ZM78 264V263H77ZM110 264V263H109Z\"/></svg>","mask_w":264,"mask_h":264}]
</instances>
